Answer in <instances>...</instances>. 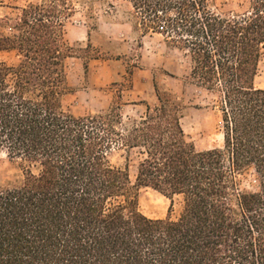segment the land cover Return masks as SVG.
<instances>
[{
    "label": "trees",
    "instance_id": "16d2710c",
    "mask_svg": "<svg viewBox=\"0 0 264 264\" xmlns=\"http://www.w3.org/2000/svg\"><path fill=\"white\" fill-rule=\"evenodd\" d=\"M41 0L20 8L0 36V149L23 178L0 185V264H264V0L224 10L220 0H126L138 30L184 51L190 76L217 96L221 145L197 149L184 105L154 83L158 103L124 122L117 108L74 115L63 107L68 20L78 3ZM116 148L138 149L136 183L113 165ZM253 171V189L239 176ZM151 187L181 211L139 210Z\"/></svg>",
    "mask_w": 264,
    "mask_h": 264
},
{
    "label": "rangeland",
    "instance_id": "374dc122",
    "mask_svg": "<svg viewBox=\"0 0 264 264\" xmlns=\"http://www.w3.org/2000/svg\"><path fill=\"white\" fill-rule=\"evenodd\" d=\"M41 0H0V36H13L6 24L14 20L20 8ZM224 10H240L243 0H220ZM66 41L73 56L65 60L67 92L63 107L74 115L97 114L115 107L124 122L140 118L146 106L158 103L154 83L171 92L184 105L182 124L187 140L197 149L221 145V115L217 96L198 86L190 76L191 61L187 54L168 44L163 35L138 30L132 7L126 0H94L78 3L67 22ZM2 61L17 65V49L0 51ZM256 86L264 88V47L259 62ZM111 163L129 173L136 183L141 154L138 149L116 148L109 153ZM23 178L20 160H12L0 149V185ZM242 189H253V171L239 176ZM139 210L153 218H176L181 211L171 200L151 187L135 189Z\"/></svg>",
    "mask_w": 264,
    "mask_h": 264
}]
</instances>
